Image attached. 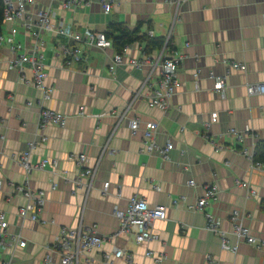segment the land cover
Instances as JSON below:
<instances>
[{"label":"crops","instance_id":"crops-1","mask_svg":"<svg viewBox=\"0 0 264 264\" xmlns=\"http://www.w3.org/2000/svg\"><path fill=\"white\" fill-rule=\"evenodd\" d=\"M47 4L48 0L36 1L39 6ZM50 6L52 21L80 33L105 32L113 20L130 29L140 21V31L151 30L152 36L164 37L171 30L173 47L182 53L177 73L180 85L167 109L148 106L142 94L119 121L118 115L148 73L146 66L133 67L126 59L141 56L137 43L128 48L123 62L110 69L112 47L78 42L84 58L68 63L57 55L58 38L45 32L40 36L44 46L38 52L46 72L44 82L53 92L41 105V91L32 83L27 64L21 71L8 66L11 52L6 38L10 34L9 24L4 23L0 44V211L8 226L0 242V264H59L57 255L51 253L53 233L57 225L75 226L80 214L83 225H94L105 236L98 248L82 256L80 264H208L207 255L219 264H264V246L241 239L235 252L222 249L218 235L205 228L203 213L189 207L203 194L204 186L212 183L218 194L210 210L227 239L235 242L233 209L244 211L243 225L254 236L264 238V159L259 160L261 167L250 169L249 159L239 151L264 142V95L246 93L247 83L264 81V0H112L108 12L99 0L74 10L63 9L56 2ZM16 28L15 41L29 47L31 37L23 33L22 26ZM224 59L244 63L246 70L233 69ZM210 73L225 75L223 96L213 89ZM148 84L158 87L153 76ZM44 107L65 115L64 126L50 123L41 127L39 113ZM213 112L216 121L207 125ZM133 117L140 126L135 132L129 126ZM148 121L158 123L159 145L168 138L173 142L167 160L156 152L142 151V129ZM233 128L242 131L241 138L231 133ZM40 136L46 140L40 141ZM32 140L36 144L29 163L35 165L44 158L49 162L26 172L15 157ZM80 153L86 154L84 167L97 165L88 192L83 186L87 177L81 178V185L75 184L80 171L75 157ZM51 160L56 161L55 166ZM189 179L195 184L188 185ZM236 180H247L250 191L237 186ZM105 181L109 185L103 192ZM52 183L57 184L55 189L50 188ZM23 184L45 193L39 220L22 219L18 214L26 199L15 186ZM133 195L143 197L150 206L166 207V218L153 225L155 237L143 245L134 241L133 234L108 238L119 223L113 209H124ZM13 234H20L24 247L13 245ZM114 245L125 249L129 258L111 256ZM146 251L152 255L146 256ZM51 255L46 263L44 259ZM159 255L164 259L157 262Z\"/></svg>","mask_w":264,"mask_h":264},{"label":"built area","instance_id":"built-area-1","mask_svg":"<svg viewBox=\"0 0 264 264\" xmlns=\"http://www.w3.org/2000/svg\"><path fill=\"white\" fill-rule=\"evenodd\" d=\"M3 1V24L8 23L9 37L6 38L9 44V51L11 52L8 59V66L10 68L22 70L24 64L32 72V83L41 91V105L43 101L48 100L53 92L52 86H47L44 82L46 79V72L44 71V63L38 49L44 46V41L40 38L42 33H49L54 38H58L56 43L58 47V54L69 62H80L84 57L82 51L78 48L76 43H83L86 46H95L99 48H111V40L108 39L104 32H86L80 33L74 29L66 30L62 23L54 22L51 20V3H58L61 8L67 10H74L77 7L89 5L93 0H48L47 6L36 5L37 0H2ZM105 12H108L111 7L112 0H99ZM179 2V0H177ZM178 4V3H177ZM262 23L264 24V11L262 13ZM16 25L23 27V33L31 37L32 44L27 47L20 42L15 41L14 35L17 32ZM172 31L169 30L164 38L163 45L151 53L142 51V47L137 43L141 56L126 58L128 63L133 67L141 68L146 66L148 73L143 79L140 86L134 91L131 99L125 105L122 112L118 115V120H122L130 105L139 98L142 94L147 98V104L150 107H158L167 109L170 106V100L174 95L176 89L180 85L177 73L182 61V53L178 52L172 46L171 40ZM148 35L152 36L153 32L148 31ZM60 37L65 39L60 40ZM4 41V36L0 34V44ZM135 43L125 45L120 52H114L109 68L112 69L114 65L123 62L125 56L128 54V48ZM23 48L21 52L20 50ZM223 62L229 64L233 69L246 70L244 63L224 59ZM213 78V89L221 96L225 93V75H214L210 73ZM195 75V86L198 84V73ZM153 76L157 81L158 87H152L148 84L150 77ZM146 89L145 91H143ZM247 95H264V81L250 82L246 84ZM82 113V112H81ZM86 114V113H85ZM217 113L213 112L210 115V122L216 121ZM39 124L41 127L46 124H55L64 126L66 117L63 114L56 113L51 109L44 107L39 113ZM129 126L133 132L140 128L139 120L133 117L129 120ZM158 130V123L148 121L145 123L143 131V147L142 151L147 153L156 152L162 159L169 158V151L173 148V142L168 138L164 145H159L156 141V132ZM231 133L237 138L242 137V131L231 129ZM39 140L44 142L45 136H40ZM36 140L28 143L26 150L17 155V162L26 172L33 168L40 169L48 161L42 159L40 162L32 165L29 163V156L31 149L35 146ZM240 153L246 156L250 162V169L261 167V162L254 157V148L248 149L243 146L239 149ZM86 159L85 153H80L75 157L76 164L80 168L79 175L75 179V184L81 185L82 177H87V181L83 183L84 188L88 192L92 186V181L95 177L97 165L92 167H84ZM53 166L56 165L55 160L50 161ZM188 185H194V179L187 181ZM237 186H241L250 191V184L247 180H236ZM109 185L108 181L103 183V192ZM56 183L51 184V189H55ZM17 193L23 195L26 199V204L18 209V214L22 219L39 220L38 212L42 209L46 198L44 191H37L32 189L26 184L15 186ZM218 190L216 186L209 183L204 186L203 194L198 197L193 204L189 207L194 211L203 213L206 225L205 228L218 235L220 240V247L224 250L235 252L238 242L241 239L246 240L248 243L254 244L258 247L264 246V238L254 236L250 229L243 225L244 211L240 209H233L230 213L231 221L233 223L232 234L235 236V242L231 243L226 237V231L219 227L217 217L211 212L210 206L217 199ZM82 212V211H81ZM113 216L118 220L117 229L111 233L108 238H114L119 234H133L134 241L137 244H147L155 237L153 232V225L156 220H163L166 218V207L164 205H148L147 201L140 196L133 195L129 197L127 205L124 209L115 207L113 209ZM55 223V221H50ZM8 222L5 219V213L0 211V242H2V235L5 233ZM56 226V224H54ZM105 236L99 234L94 225L85 226L82 223V215H79V221L75 226L57 225L56 231L53 233L51 242V253L57 255L59 264H80L82 256L93 248H98ZM13 245L24 247L26 242L20 234H13L11 236ZM111 256L118 258H129L126 250L114 245L112 248ZM146 256H151V251L145 252ZM53 256L47 257L45 260L48 263ZM108 258V257H107ZM164 259V255L155 257L157 262ZM208 264H219L218 261L211 255L206 256ZM9 264V263H6Z\"/></svg>","mask_w":264,"mask_h":264},{"label":"trees","instance_id":"trees-1","mask_svg":"<svg viewBox=\"0 0 264 264\" xmlns=\"http://www.w3.org/2000/svg\"><path fill=\"white\" fill-rule=\"evenodd\" d=\"M3 8V1L0 0V34L3 28ZM141 26L142 23L139 21L133 29H130L125 23L113 20L109 22L107 30L104 33L111 40L114 52H120L125 45L132 43H138L145 53H151L160 48L164 43V38L150 36L148 33L141 32ZM254 157L257 160L264 159V142L259 141L256 143Z\"/></svg>","mask_w":264,"mask_h":264}]
</instances>
